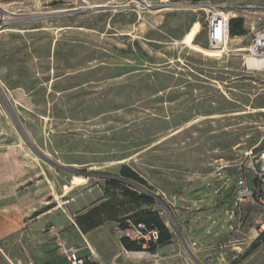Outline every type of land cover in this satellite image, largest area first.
I'll use <instances>...</instances> for the list:
<instances>
[{"label": "rangeland", "instance_id": "1", "mask_svg": "<svg viewBox=\"0 0 264 264\" xmlns=\"http://www.w3.org/2000/svg\"><path fill=\"white\" fill-rule=\"evenodd\" d=\"M128 1H0V190L28 206L24 218L55 207L27 228L31 260L58 250L45 235L55 225L87 264H264L261 209L235 201L238 176L252 188L264 163V69L243 57L264 0L144 14ZM217 5L244 30L223 53L206 38ZM148 212L167 238L124 248L122 226Z\"/></svg>", "mask_w": 264, "mask_h": 264}, {"label": "built area", "instance_id": "2", "mask_svg": "<svg viewBox=\"0 0 264 264\" xmlns=\"http://www.w3.org/2000/svg\"><path fill=\"white\" fill-rule=\"evenodd\" d=\"M179 4L180 2L178 0H129L123 6L131 7L138 14H144L154 10L175 7ZM230 19L231 16L223 5L210 6L208 8L205 17V29L207 45L210 49L222 53L228 50L227 43L230 37ZM1 21L2 19L0 20V24ZM243 57L245 63L248 59L261 62L259 68L264 69V20L257 26L252 27L250 40L243 48ZM5 97L6 90L0 82V101ZM250 170L253 171L252 168ZM254 182L255 186L250 188L247 185L245 176H238L235 183V201L241 202L246 199H251L259 206L263 217L260 229L264 232V163L255 169ZM51 229L54 228L51 227ZM122 233L125 238L135 241L140 246V252H146L149 246L155 243L159 237L157 229L148 227L143 223H131L122 229ZM58 250L61 256L65 258L67 264H85L86 259L90 260L88 256L80 255L79 248L74 245H67L64 242H60L58 244ZM128 252L135 253V251Z\"/></svg>", "mask_w": 264, "mask_h": 264}, {"label": "crops", "instance_id": "3", "mask_svg": "<svg viewBox=\"0 0 264 264\" xmlns=\"http://www.w3.org/2000/svg\"><path fill=\"white\" fill-rule=\"evenodd\" d=\"M180 1V0H178ZM4 162H8L7 157H3ZM28 206L20 203L18 196L13 197V193L8 192V188L4 186L0 190V264H61L62 258H56L60 255L59 250L50 253H37L34 255V263L31 260L26 237H30L27 231L29 225H36L46 215H49L55 207L46 209L38 214L37 218H24L27 215ZM19 216V218L17 217ZM47 217V216H46ZM53 227L54 229H51ZM45 235L54 245L64 242L72 245L62 238L63 231L55 225L45 228ZM44 229V230H45ZM78 233L79 230H77ZM39 235V234H37ZM75 246V245H74ZM49 262V263H48Z\"/></svg>", "mask_w": 264, "mask_h": 264}, {"label": "trees", "instance_id": "4", "mask_svg": "<svg viewBox=\"0 0 264 264\" xmlns=\"http://www.w3.org/2000/svg\"><path fill=\"white\" fill-rule=\"evenodd\" d=\"M231 23H232V25H231ZM243 32H244V30L242 28V19L241 18H231L230 19V35H235V34L243 33ZM121 174L123 176H125L126 179H129V180L133 179V180H137V181H140L143 183V180L133 170H131L130 168H128L126 166H123L121 168ZM114 184H116V181L114 179H112V178L107 179V182H106L107 186H113ZM130 193H131L132 198L134 200L152 203V198L148 197L147 195H145L143 193H140V194L137 192H130ZM106 201L107 200H104L103 202H101V204H99V206L93 207L90 210H88L87 212H85L84 214L80 215L77 218V224L81 227V224H82L81 219L82 218H85V217L89 218L90 217V219H92L93 215H91L90 213L92 211H95L96 209H99L101 206H103V204L106 203ZM99 223L100 222L92 223L90 225V228L94 227L95 225H97ZM131 223L132 224L143 223V224L147 225L148 227H153V228L157 229L158 236H159L158 240L155 243H152L149 246L150 248L161 244L167 238V235H168L167 228L159 222L157 213L148 212L144 216H140L139 218H137L133 221L127 222L126 224H124L122 226V229H124L126 226H128ZM121 243H122L124 248L129 249V250H139L140 249V246L135 241H131V240L125 238L124 236L121 239ZM85 264H87V261L85 262Z\"/></svg>", "mask_w": 264, "mask_h": 264}, {"label": "bare ground", "instance_id": "5", "mask_svg": "<svg viewBox=\"0 0 264 264\" xmlns=\"http://www.w3.org/2000/svg\"><path fill=\"white\" fill-rule=\"evenodd\" d=\"M229 40V39H228ZM234 41V40H233ZM209 50L210 51H213V52H219V51H215V50H212V49H210L209 48ZM236 50H242V49H236ZM235 50V51H236ZM246 64L248 65V66H250V67H253V68H255V67H257V68H259L260 66H261V62H258V61H254V60H251V59H248L247 61H246Z\"/></svg>", "mask_w": 264, "mask_h": 264}]
</instances>
